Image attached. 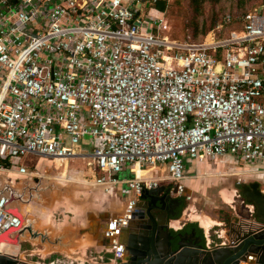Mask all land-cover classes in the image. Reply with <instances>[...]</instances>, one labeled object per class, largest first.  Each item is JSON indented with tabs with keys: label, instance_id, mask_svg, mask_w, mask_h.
<instances>
[{
	"label": "built area",
	"instance_id": "2783aa9c",
	"mask_svg": "<svg viewBox=\"0 0 264 264\" xmlns=\"http://www.w3.org/2000/svg\"><path fill=\"white\" fill-rule=\"evenodd\" d=\"M145 9L141 0H0V184L39 178L20 164L27 154L90 159L100 174L90 183L106 193L124 184L132 195L119 229L143 190L180 184L186 160L264 164V14H227L204 41L178 43ZM136 167L166 175L152 180ZM126 170L132 178L121 181ZM7 201L0 192V235L21 225ZM246 207L254 220L255 207ZM12 256L19 264L105 261L103 253L35 260L21 246Z\"/></svg>",
	"mask_w": 264,
	"mask_h": 264
},
{
	"label": "rangeland",
	"instance_id": "374dc122",
	"mask_svg": "<svg viewBox=\"0 0 264 264\" xmlns=\"http://www.w3.org/2000/svg\"><path fill=\"white\" fill-rule=\"evenodd\" d=\"M166 2H167L166 11L160 15V18L163 19L164 21V28L161 34L162 36L169 38V40L178 43H199L201 41L202 33L205 32L204 38L210 35L218 27L220 23L219 19H221L220 17H222V15H224V13L226 12L236 11L240 13L241 11H245V10L257 9L264 14V0H250L245 2L241 0V2H243L244 5H241L239 3L240 0H220L216 4H214L215 1L213 0H204L202 3L203 9L201 14H197L193 10L192 0H166ZM152 9L155 10L153 3L152 4L150 3V5L146 7L144 12H149ZM150 15L154 17L156 16V14L152 13V11ZM213 16L216 17V19L218 17V23H216L214 27H212ZM194 27L198 28V33L201 36L199 35L197 38H195ZM220 37L223 36L221 35ZM82 148L85 149L84 150L85 153L91 152V149H89L88 147L82 146ZM227 157H231V156H227ZM230 161L231 160H228L222 166L224 172H221L220 175H225V176L215 178L214 176H212L211 173H208V175L211 174L210 176L212 178L203 176L202 178L197 179V182L202 184V187L197 192L193 193L192 200L195 199L194 201L192 200L188 201L187 199H185L186 209L182 213L183 215L181 218L185 220L188 219L189 221L196 223L201 227V222L198 219L199 218L198 213L200 214L204 213L210 217H213V214L214 215L216 214L219 218H221L222 224L220 226L215 227L213 231L209 232L208 234H210L214 239L217 238V240L219 236L223 235V233L220 232L224 230L226 225L228 224V223L226 224L225 221L223 220L226 219V222H228V219L232 221L236 220V217L233 216L235 210L237 211V213H239V215L241 214L243 216L249 215L247 212L243 210L240 203L241 199H237L235 197V195L237 196L240 195V193L237 190L236 183H239L240 180H242V182L246 184L258 182L261 186V190H264V181L257 180L255 176L251 177L248 170V169L264 170V164L249 166L243 164V162L241 161L235 163L234 159L232 162ZM88 162H90V159L75 158V159H68L66 163L62 162L60 164L59 162L53 163L50 160L49 161L43 160L40 157L31 154H27L20 159L21 165H24L29 169L38 168L40 172H39V176L37 177L39 178L42 177V181H44V184L49 186V189L44 193V197L47 199L43 201L44 203H37L31 200H27L26 205H30L35 209L36 207H38L39 208L38 212L40 210H45L46 212H49L51 214V220L49 218V222L43 223L38 218V216H33V218L31 219H35V226L38 229V231L40 232L50 231L53 234L51 235V239H56L57 237H59V235H63L64 238L67 239L65 240V242L63 241V243L66 244V242L69 241L67 246H71L70 243L72 244L69 231L71 229L76 230L77 228L75 227H81L79 225H81L82 223L85 224V221L82 222L80 221L81 219L85 220V215H80L79 213L77 214L75 210L78 208H80V211L81 209L84 210L85 208L90 207V205H93V203L101 204L99 200L98 202L96 201L97 198L95 197V194L99 192L98 190H96L92 186H87L84 185L83 183L82 184L78 183L79 180H73V178L75 177L78 178L77 176H82V180L84 181L86 180L89 183L92 181L91 180L93 177L92 173L90 172L88 175L86 174L88 171H90V168L88 167L87 164ZM215 163L218 165L217 162ZM231 164L235 168L239 170H243V172L236 173L235 176H233V173H229L232 175L226 176V173L229 172V169L232 167ZM220 167L221 164H219V168ZM46 168H50L49 171L52 172L50 177H48V180H46L47 176L42 175L43 170H45ZM80 170L83 171L84 174L80 172H76ZM64 171H66L67 176L65 180H62L61 174L64 173ZM161 176H158V178H160ZM44 177L45 179H43ZM118 177L121 181H125L132 178V175L129 173L128 170H126L122 172ZM14 179L15 178H12V180ZM209 180H212V182ZM7 181L2 179L3 183H6ZM18 181L19 180L17 179V182ZM224 193H227L228 195L227 198L229 199L226 200V202L222 198ZM118 194L123 202H126L128 200V196L130 197L131 195L130 193L126 192L125 189ZM230 195L232 196L231 198L229 197ZM234 201L237 202L235 203ZM233 207H236L235 210L233 209ZM185 214L187 216H185ZM24 250L33 251V253L36 255L35 260H40L42 258L58 257L59 256L58 253H60V251H62L63 249L62 247L48 245L47 243L44 244L41 242L37 243L26 240L25 242L21 243V251ZM70 252L75 254V255L71 254L72 256L81 260L85 259L86 257L89 258L91 256L98 257L99 255V252L95 250H91V251L89 250L83 256L82 253L79 251V249L74 248L71 249ZM76 252L78 253V255L76 254ZM23 256L25 257V255ZM104 257L106 256L104 255ZM97 260L98 261H96V263L98 262L99 264H102V262L99 259ZM104 264L107 263L104 261Z\"/></svg>",
	"mask_w": 264,
	"mask_h": 264
},
{
	"label": "water",
	"instance_id": "95a60500",
	"mask_svg": "<svg viewBox=\"0 0 264 264\" xmlns=\"http://www.w3.org/2000/svg\"><path fill=\"white\" fill-rule=\"evenodd\" d=\"M217 71L220 72V68ZM241 188L243 198L255 207L253 216L255 222L249 223L250 226L248 225L244 231L232 227V225L240 226V223L230 222L228 230L231 233L227 235L229 242L225 245L221 243L212 249L206 246V240L204 243L188 241L181 234L164 242L157 230L161 226L158 216L155 213L151 216L149 213L148 217H145V210L148 209L149 212L159 210L166 204L171 206L173 202H179V198L171 197V193L175 194L177 191H171L164 186L143 190L132 220L125 227L116 229L118 235L126 233L127 238L123 241L122 248L124 247L127 258L124 259L121 255L115 256L117 257L115 264H249L251 258L256 259V264H264V193L261 192L258 182L244 184ZM165 198L167 203L164 202ZM13 203V198L7 201L6 209L21 219V225L1 234L0 245L7 243L20 247L26 240L31 242L37 240V243H47L62 249L69 247L63 243L65 239L63 235L51 239L53 234L50 231L40 232L35 229V222L22 215V210ZM134 221H138L135 231H133L135 227L132 226ZM16 258L0 253V264H19Z\"/></svg>",
	"mask_w": 264,
	"mask_h": 264
},
{
	"label": "crops",
	"instance_id": "0c3cea01",
	"mask_svg": "<svg viewBox=\"0 0 264 264\" xmlns=\"http://www.w3.org/2000/svg\"><path fill=\"white\" fill-rule=\"evenodd\" d=\"M151 11H152V13L156 14L155 17L160 18V15L162 14L161 12H159L157 10H153V9ZM151 11H150V13H151ZM226 157L227 156H225L220 161L219 160H217V161L207 160L205 162H198V161H194V160H186V162H185V164H186L185 178L180 182V184H178L176 186L175 184L164 181V182H160L159 186L173 187L174 189L177 188L178 191L180 192V196H182L183 198H187L189 196V197H191V200H192L193 193L197 192L202 187V184L197 182V179L202 178L203 176H207L209 178H212L210 176L211 174L215 178L225 176V175H220L221 172H224V169H222V166L225 162H227L228 160H231L230 162H232L233 159H234L235 163L240 162L235 157H232V156L227 157V158ZM210 162H212V163H210ZM215 162H217L218 165ZM219 164H221L220 168H219ZM231 166L232 167L229 169V172H227L228 174L226 173V176L232 175L229 173H233V176H235L236 173L243 172V170H239V169L235 168L232 164H231ZM206 170H207V172H206ZM248 170H249L251 177L255 176L259 181H262V180L264 181V170H258V169H248ZM66 171H68V170H66ZM66 171H64V173L61 174L63 176V178H61L62 180L66 179V176H67ZM135 171H137L139 176H144V177L150 178L152 180L158 178V176L162 175L164 177L166 175L164 173L165 169L163 167H160V169L159 168L147 169L146 171L137 169V167H136ZM76 172H80V173L84 174V172L81 170L76 171ZM90 172L92 173V175L93 174H95L97 176L100 175V174H98V172L95 173L91 169L86 174L88 175ZM208 173H211V174L208 175ZM93 177H95V176L93 175ZM78 178H79L78 183L82 184L83 182L80 181V180H82V176H78ZM78 178L77 179L73 178V180H78ZM215 178H213V179H215ZM209 181L212 182V180H209ZM85 182L86 183H83L84 185L92 186L96 190L99 191L97 194H95V197L97 198L96 201L98 202V200H99L101 202V204H94L93 203V205H90V207L85 208L84 209L85 211L82 209L80 211V208H78L79 210L78 209L75 210L77 212V214L79 213L80 215H85V220L84 219L80 220L81 222L85 221V224L82 223L81 225H79L81 227H75V228H77L76 230L71 229L69 231V233H70L69 235L71 237L72 244L70 243L71 246H69L67 249H63L62 251H60V253H58V255H67V256H70L71 254L75 255L74 253L70 252L71 249H74V248L79 249V251L82 253V256L89 250L90 251L95 250V251H98L99 253H103L107 257V259L105 257V261L107 262L109 257L114 258L113 255H109V254L105 253L107 250H112L113 253H115L117 251L122 252L124 250V247L122 248V245H123V241L126 240L125 238H127V236H126V233H123V235L117 234L116 222L118 221V218L123 216L124 210H125L128 202L131 200L132 195H130V197L128 196V200L126 202H123L122 199L119 197L118 193L122 192L124 189L126 192L130 193L127 190L126 185L124 186V184H120L114 188L113 192L106 193L104 191V188L97 187V186L95 187L93 185V183H89L86 180H85ZM211 182H209V183H211ZM262 192H264V190H262ZM227 197H228L227 193H224L222 198L224 199L225 202H226V200H229ZM229 197L231 198L232 196L230 195ZM235 197H236V195H235ZM194 200H192V201H194ZM233 209L235 210V207H233ZM30 210H31V208H30ZM185 216H187V215L185 214ZM233 216L236 217L235 221L240 223V226L232 225V227L235 230L244 231L248 228L247 226L249 225V223L255 222L254 220H252L246 216H243L242 214L239 215V213H237L236 210H235V213H233ZM49 217L51 220V214L48 216V219H49ZM198 217L199 218L200 217L207 218V221H209L213 224L211 227L206 228L201 223V227H202V229H204L205 235L209 236L205 242L206 246H208V244H209V248L212 249V247H216L217 245H220L221 243L227 244L229 242L228 241L229 239H227V235H228V233H231V232H229V230L227 228V225H229V222H226V219L223 221H225V223L226 224L228 223V224L226 225L225 229L220 232V233H223V235L220 236V239L217 240V238H215V239L212 238V236L208 233L213 231V229L215 227L220 226L222 224L221 218H219L216 214L215 215L213 214V217H210L204 213H201V214L198 213ZM199 221H200V219H199ZM230 221L235 222L234 220L233 221L230 220ZM137 222L138 221L132 222V226L135 227V228H133V231H135V229H136ZM215 222H216V224H215ZM175 223H173V225ZM175 226H177V225H175ZM214 232H216V231H214ZM233 236L235 237V235H233ZM66 237H68V236H66ZM65 240H67V239L65 238L64 242H65ZM68 242L69 241L66 242L67 245H68ZM76 254L78 255L77 252H76ZM251 259H252L251 263H249V264H256V259H254V258H251ZM91 264H95V263H91ZM97 264H99V263H97ZM107 264H115V262L113 260L112 263L109 262Z\"/></svg>",
	"mask_w": 264,
	"mask_h": 264
},
{
	"label": "flooded vegetation",
	"instance_id": "af4514ba",
	"mask_svg": "<svg viewBox=\"0 0 264 264\" xmlns=\"http://www.w3.org/2000/svg\"><path fill=\"white\" fill-rule=\"evenodd\" d=\"M49 170L50 168H46L42 172V175L47 176L46 180H48V177H50V175L52 174V172ZM43 179H45V177ZM18 180H19L18 182L16 179L8 183L2 182L0 184V192H2V194H4L7 197L8 201H10L13 198L14 199L13 205L15 207L21 210L22 206H20V204L22 202L31 200L33 202L42 203L46 199L44 197V193L49 189V186L44 184V181H42V177L36 180H29V179H18ZM244 184L246 183H243L242 180H240V182L236 185L237 190L240 193V195L239 196L236 195V197L237 199H241L240 200L241 206L243 210L247 212V207H246L247 201L241 195V192H242L241 186ZM248 184H251V183H248ZM166 189H171V191L173 190L178 191L177 188L174 189L173 187H166ZM260 189H261V186H260ZM175 194L172 192L171 197L173 199L179 198V202L177 203L173 202V205L171 206H167L166 204L165 206H163V208L159 210H150V212L148 209H146L148 211L145 210V217H148L149 213L151 214V216H153L154 213L155 215L158 216V219L161 222V226H159L157 230L159 231V235L163 238L162 240L164 242L171 240L172 237H176L178 234H181L185 240H188V241L193 240L194 242H197V243H200V242L204 243L206 238H205V233L202 227H200L196 223L189 221L188 219L187 220L181 219L183 215L182 213L186 209V205L184 206L186 198H183L182 196L176 197ZM164 202L167 203L166 198ZM234 202L236 203L237 201H234ZM179 203L180 205H178ZM246 217H248V215ZM228 220H229L228 222L230 223L231 222L230 219ZM173 223L175 224L173 225ZM175 225H177L178 227ZM172 245L174 246V243ZM119 253L121 257H123L124 259L127 258V253L125 250ZM113 256H114L113 259H115L116 258L115 253H113ZM106 263H109L108 260Z\"/></svg>",
	"mask_w": 264,
	"mask_h": 264
},
{
	"label": "bare ground",
	"instance_id": "6f19581e",
	"mask_svg": "<svg viewBox=\"0 0 264 264\" xmlns=\"http://www.w3.org/2000/svg\"><path fill=\"white\" fill-rule=\"evenodd\" d=\"M137 169H139L138 167H137ZM75 177V176H74ZM78 177V176H77ZM61 178H63V176L61 175ZM75 179H77L76 177H75ZM78 180H79V178H78ZM81 182H83V183H86L85 181H83V180H80ZM88 184V183H87ZM26 203L27 202H22L21 204H20V206H22V208H21V210H22V215L24 214L25 215V217H29L30 219L31 218H33V216H38V218L43 222V223H45V222H49V219H48V216L50 215V213L49 212H46L45 210H40L39 212H38V210H39V208L38 207H36V209L35 208H33L32 206H30V205H26ZM38 203V202H37ZM40 203V202H39ZM42 203H44V202H42ZM30 206V207H29ZM30 208H31V210H30ZM45 208V207H44ZM48 210V209H47ZM50 211V210H49ZM32 215V216H31ZM50 218V217H49ZM200 219V221H201V223H202V225H204L206 228H209V227H211L213 224L211 223V222H209V221H207V218H204V217H200L199 218ZM33 222H35V219H31ZM35 229H37L36 228V226H35ZM32 242H37V240L36 241H32ZM0 253L1 254H4V255H19V247L18 246H13V245H10V244H7V243H3V244H1L0 245Z\"/></svg>",
	"mask_w": 264,
	"mask_h": 264
},
{
	"label": "trees",
	"instance_id": "16d2710c",
	"mask_svg": "<svg viewBox=\"0 0 264 264\" xmlns=\"http://www.w3.org/2000/svg\"><path fill=\"white\" fill-rule=\"evenodd\" d=\"M203 1L204 0H192L193 10L197 14H201V12H202V9H203L202 8V6H203L202 3H203ZM213 1H215L214 4H216L220 0H213ZM245 1H250V0H243V2H245ZM141 2L146 4V7H147L148 5H150L151 0H141ZM243 2H241V0H240L239 3L241 5H244ZM166 4H167L166 0H160V1H156V2L153 3L155 10H157V11H159L161 13H164L166 11ZM254 10H245V11H241L240 13H238L236 11H234V12H231V11L226 12V13H224V15H222V17H220L221 19H219V21H220L219 24H221L223 22V20H224V18L226 17L227 14H229V15H231L233 17H236L237 15L246 14V13L254 11ZM216 23H218V17L216 19V17L213 16V18H212V27H214L216 25ZM194 28H195L194 29V36H195V38H197L200 34L198 33V28L197 27H194ZM204 35H205V32L202 33V36L200 35L201 36V41L200 42L204 41V39H205ZM185 205H186V202H185L184 206ZM109 258H112V257H109Z\"/></svg>",
	"mask_w": 264,
	"mask_h": 264
}]
</instances>
